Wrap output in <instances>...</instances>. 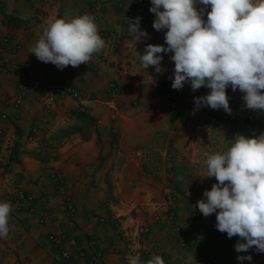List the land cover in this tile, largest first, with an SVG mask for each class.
Wrapping results in <instances>:
<instances>
[{
    "label": "crops",
    "instance_id": "1",
    "mask_svg": "<svg viewBox=\"0 0 264 264\" xmlns=\"http://www.w3.org/2000/svg\"><path fill=\"white\" fill-rule=\"evenodd\" d=\"M99 2L0 0V201L13 208L10 232L0 238V264H129L137 254L144 261L160 255L165 264H212L199 246L223 264H241L240 238L218 231L216 214L205 217L196 205L216 182L206 177L207 157L227 150L238 133H264V112L247 109L243 93L231 87V114L194 110V97L210 89L193 92L188 83L173 89L172 53L163 54L162 73L141 66L147 44L165 43L166 30L153 28L151 0ZM4 12L21 18L20 25H10ZM83 14L95 17L106 42L88 64L61 70L29 53L50 21ZM137 16L148 32L138 42L129 31ZM162 80L178 98V111L158 93ZM111 82L125 92L112 97ZM21 84L27 90L16 108L11 100ZM61 86L81 97L58 98L48 112L46 98ZM71 110L90 114L95 124ZM20 192L32 196L29 207L18 208ZM142 226L147 231L139 234ZM71 239L74 256L64 259L61 250ZM250 252L253 260L243 264H264V254Z\"/></svg>",
    "mask_w": 264,
    "mask_h": 264
},
{
    "label": "clouds",
    "instance_id": "2",
    "mask_svg": "<svg viewBox=\"0 0 264 264\" xmlns=\"http://www.w3.org/2000/svg\"><path fill=\"white\" fill-rule=\"evenodd\" d=\"M153 28L165 31V43L146 45L141 66L162 73L164 53H172V88L190 84L193 92L206 87L205 95L194 97V110L208 106L231 114L227 89L243 93L245 107L264 112V0H151ZM206 15V19H205ZM129 31L136 42L148 36L141 17L131 19ZM106 46L95 17L90 14L50 21L29 49L38 60L63 70L89 63ZM207 176L216 182L197 201L202 215L216 214L218 231L238 236L237 259L251 262L250 250L264 254V133L237 134L225 151L206 159ZM12 204L0 201V238L10 232ZM129 264H165L160 255L147 261L140 255Z\"/></svg>",
    "mask_w": 264,
    "mask_h": 264
},
{
    "label": "built area",
    "instance_id": "3",
    "mask_svg": "<svg viewBox=\"0 0 264 264\" xmlns=\"http://www.w3.org/2000/svg\"><path fill=\"white\" fill-rule=\"evenodd\" d=\"M98 1H100L99 3L102 4V2L106 1V0H98ZM144 4H145V6L148 5L147 2H145ZM96 9H99V7L96 6L95 10ZM205 19H206V17H205ZM4 40L7 41L8 38H5ZM40 81H43V80L42 79L37 80L34 83V87L37 88L39 86ZM19 88H20L19 94L16 97H14V99L11 100L12 101L11 103L16 108L21 107L23 105L24 94H25V92L27 90V85L21 84ZM108 92L111 94L112 97L116 98L117 96L123 94L125 92V89L120 87V86H118L116 83L111 82L109 84V86H108ZM64 96H71L73 98L81 97L80 96V92L78 90H76L75 88L71 87V86H61V87H58L57 89H53V93H51L46 98L47 100H49L48 112H52L53 111L56 99L62 98ZM165 96L170 99L172 110L178 111V109H179V100L175 96V94L173 92L169 91V92H167L165 94ZM0 99H1V97H0ZM248 120L249 121H254L255 118H254L253 115H250V116H248ZM0 134H2V130L1 129H0ZM54 179L58 180V177L56 175H54ZM32 200H33V198H32L31 195H26L24 192H20L18 194V208L19 209H23V208L29 207L31 205V203H32ZM66 208L72 214L76 210V207H75L74 203L69 198L66 200ZM146 231H147V228L145 226L139 227V229H138V233L139 234H143ZM50 239H51L52 242H54L56 244H62V236L61 235L52 234L50 236ZM69 243H70L69 245H67L66 247H64L61 250V254H62V257L64 259H69V258H72L74 256L72 247L76 245V241L74 239H71L69 241ZM131 244H132V241H131ZM199 247H200L199 249H200V252H201L203 258H205L207 261L211 262L212 264H223L213 254H211L208 251H206L205 249L201 248V246H199Z\"/></svg>",
    "mask_w": 264,
    "mask_h": 264
},
{
    "label": "trees",
    "instance_id": "4",
    "mask_svg": "<svg viewBox=\"0 0 264 264\" xmlns=\"http://www.w3.org/2000/svg\"><path fill=\"white\" fill-rule=\"evenodd\" d=\"M4 15L7 19V22L12 25V26H19L20 22H22V19L13 15V14H9L7 12H4ZM158 88V93L160 95H165L168 91L169 88L167 87L165 81H161L160 83H158L157 85ZM70 114L74 117H76L77 119L86 122L87 124H95L94 119L92 118V116L84 111L81 110H71ZM252 115L251 113L248 114V116ZM251 123H256L255 120L254 121H250Z\"/></svg>",
    "mask_w": 264,
    "mask_h": 264
},
{
    "label": "rangeland",
    "instance_id": "5",
    "mask_svg": "<svg viewBox=\"0 0 264 264\" xmlns=\"http://www.w3.org/2000/svg\"><path fill=\"white\" fill-rule=\"evenodd\" d=\"M254 116V115H253ZM254 118H255V116H254Z\"/></svg>",
    "mask_w": 264,
    "mask_h": 264
}]
</instances>
